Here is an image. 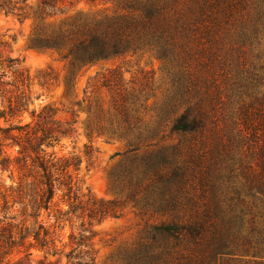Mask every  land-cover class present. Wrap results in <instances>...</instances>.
I'll use <instances>...</instances> for the list:
<instances>
[{
  "label": "trees",
  "instance_id": "obj_1",
  "mask_svg": "<svg viewBox=\"0 0 264 264\" xmlns=\"http://www.w3.org/2000/svg\"><path fill=\"white\" fill-rule=\"evenodd\" d=\"M66 2L0 0V12L31 19L28 47L66 60L70 78L100 61L152 52L169 76L164 107L154 127L142 128L140 90L124 87L109 71L102 82L108 106L97 109L85 133L125 139L129 150L108 172L115 197L82 201L70 173L75 161L42 148L56 141L52 131L64 135L68 128L53 121L48 106L28 111L27 76L18 71L4 81L0 75V169L10 180L0 186V264H22L34 251L65 264H93L91 225L128 205L160 220L144 226L121 264H264V50L257 57L263 90L239 98L237 110H223L244 85L242 69L256 76L245 67L253 62L237 34L247 28L252 39L259 35L262 20L253 18L264 15V0ZM75 2L108 3L113 11L53 20ZM219 71H231L221 89ZM163 121L168 134L157 138ZM236 155L240 179L230 181L223 171L231 167L219 160Z\"/></svg>",
  "mask_w": 264,
  "mask_h": 264
},
{
  "label": "rangeland",
  "instance_id": "obj_2",
  "mask_svg": "<svg viewBox=\"0 0 264 264\" xmlns=\"http://www.w3.org/2000/svg\"><path fill=\"white\" fill-rule=\"evenodd\" d=\"M37 0H26V4L34 5ZM261 2V0H258ZM67 5L69 2L67 0ZM110 4H88L75 2L63 16L56 17L59 21L65 16L77 13L95 15L112 13ZM264 10H262L263 12ZM261 16V17H260ZM254 20H264V15L255 14ZM260 21L259 35L252 39V33L245 28L237 35L242 36L241 47L245 48L248 56L245 67L255 70L252 78L248 71L242 69L243 87L229 99L234 102L223 108L229 114L238 109L236 103L239 98L249 100L251 92L262 91L260 74L262 75L261 52L264 50V22ZM31 19L20 22L11 14L0 12V75L6 81L20 71L23 77L27 76V89L30 94L28 111H38L44 106L54 111L53 121L68 128L64 135L52 131L56 139L49 146H42L47 153L56 157L72 158L76 166L70 169L72 180L77 188V195L82 201H108L115 196L109 189L108 172L114 167L121 155L129 150L125 139L105 137L88 138L85 133V124L95 123L97 109L107 108L110 94L102 87L103 79L109 71L116 70L121 84L126 88H138L139 100L138 115L142 119L141 127H154L162 114L164 99L169 86V76L161 67V61L152 52H138L127 54L107 61H100L91 66L76 70L70 78V68L66 60H61L52 51H38L28 47V38L31 29ZM236 32V31H235ZM242 33V34H241ZM234 34V32H233ZM232 34L233 37H236ZM241 40V38H240ZM244 50V51H245ZM244 59V60H246ZM231 71H219L216 84L219 89L226 86L225 78ZM262 79V78H261ZM254 90V91H253ZM224 98V92L220 94ZM227 102V100H226ZM251 108V107H250ZM24 121H30L29 113L24 114ZM247 132V131H244ZM168 134V122H161L157 138ZM173 139L176 140L175 136ZM239 156L221 157L219 162L224 169L223 173L231 180L239 181ZM233 168V171H232ZM10 180L5 171L0 169V186H7ZM225 201L236 203L234 199L223 198ZM159 217L143 216L131 207L125 206L115 218L107 217L90 227L93 236L88 248L93 253V264H121L126 251L135 246L139 237L143 235L145 225L156 224ZM22 264H65L63 257L44 255L34 251L28 261Z\"/></svg>",
  "mask_w": 264,
  "mask_h": 264
}]
</instances>
